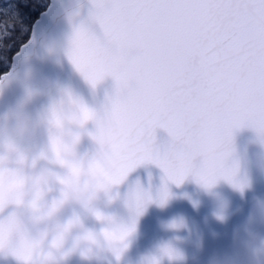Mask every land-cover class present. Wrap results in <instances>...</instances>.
Here are the masks:
<instances>
[{"label": "water", "instance_id": "1", "mask_svg": "<svg viewBox=\"0 0 264 264\" xmlns=\"http://www.w3.org/2000/svg\"><path fill=\"white\" fill-rule=\"evenodd\" d=\"M90 8L89 0H49L28 39L12 55L8 75H0V264H52L55 249L71 243L73 226L120 244L114 257L98 258L101 264H149L152 258L160 264H264V141L253 128L234 131L226 160L236 168L234 179L242 188L223 178L205 187L192 175L177 185L154 164L141 165L122 184L109 186L118 163L114 139L109 131H99L94 120L84 119L82 106L102 114L115 82L106 77L93 88L66 55L74 26L89 23ZM93 28L99 32L98 26ZM20 107L44 122L28 136L15 131V120L8 119ZM73 113L83 125L72 130L80 142L74 151L53 150L56 132ZM169 140L165 131H157L158 145ZM100 146L107 148L109 169L95 207L62 205L56 220L65 231L59 240L34 243L25 226L45 227L49 206L60 201L82 167L95 162ZM37 157L51 160L61 173L58 181L39 189L33 187L30 168ZM137 182L152 196L139 216L125 202ZM165 184L168 197L161 204ZM97 212L113 220H100ZM133 221L135 230L121 241L118 229ZM165 247L178 255H163Z\"/></svg>", "mask_w": 264, "mask_h": 264}, {"label": "snow or ice", "instance_id": "2", "mask_svg": "<svg viewBox=\"0 0 264 264\" xmlns=\"http://www.w3.org/2000/svg\"><path fill=\"white\" fill-rule=\"evenodd\" d=\"M89 2V23L74 26L66 55L93 88L106 77L115 82L102 114L82 106L84 119L114 139L109 186L154 164L177 185L192 175L205 187L223 178L242 188L226 160L234 131L251 127L264 141V0ZM158 130L170 138L164 146ZM167 197L165 184L160 203ZM151 201L137 182L125 202L139 216ZM134 230L135 221L119 228V239ZM162 253L178 255L170 247Z\"/></svg>", "mask_w": 264, "mask_h": 264}, {"label": "clouds", "instance_id": "3", "mask_svg": "<svg viewBox=\"0 0 264 264\" xmlns=\"http://www.w3.org/2000/svg\"><path fill=\"white\" fill-rule=\"evenodd\" d=\"M8 119H14V130L24 136H28L43 125L40 115L26 112L22 107L13 110ZM82 121L75 113L65 117L63 127L55 134L51 148L56 151H74L80 142L75 133V128L82 127ZM106 146H100L97 159L89 166L82 167L80 175L73 185L61 194L60 201L49 206L47 223L41 228L36 225L25 226L28 237L38 245H51L53 241L59 240L63 229L56 220L62 205L78 208L91 209L95 207L103 187V178L109 169V161L106 158ZM30 168L33 173V187L39 189L58 181L61 173L57 170L51 160L41 161L35 158ZM76 233L70 244L58 247L53 253L52 264H67L71 259H78L81 264H101L98 258L114 255L120 251V244L105 238L103 235L90 232L82 226H73ZM52 239L49 240L48 238Z\"/></svg>", "mask_w": 264, "mask_h": 264}, {"label": "trees", "instance_id": "4", "mask_svg": "<svg viewBox=\"0 0 264 264\" xmlns=\"http://www.w3.org/2000/svg\"><path fill=\"white\" fill-rule=\"evenodd\" d=\"M48 2L49 0H18L11 12L0 14V31L3 33L0 39V52L3 57L0 59L1 74L8 69L4 67L5 61H10L12 55L28 39L32 23L47 7Z\"/></svg>", "mask_w": 264, "mask_h": 264}, {"label": "rangeland", "instance_id": "5", "mask_svg": "<svg viewBox=\"0 0 264 264\" xmlns=\"http://www.w3.org/2000/svg\"><path fill=\"white\" fill-rule=\"evenodd\" d=\"M18 0H0V14L1 13H7V12H11L14 7L15 4ZM2 31H0L1 33ZM0 59L2 60L3 57L1 56V52H0ZM10 61L7 59L5 61L4 67H9Z\"/></svg>", "mask_w": 264, "mask_h": 264}, {"label": "bare ground", "instance_id": "6", "mask_svg": "<svg viewBox=\"0 0 264 264\" xmlns=\"http://www.w3.org/2000/svg\"><path fill=\"white\" fill-rule=\"evenodd\" d=\"M19 47V46H18ZM1 74V73H0Z\"/></svg>", "mask_w": 264, "mask_h": 264}]
</instances>
